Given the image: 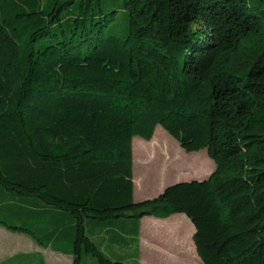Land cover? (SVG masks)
Masks as SVG:
<instances>
[{"label": "trees", "instance_id": "obj_1", "mask_svg": "<svg viewBox=\"0 0 264 264\" xmlns=\"http://www.w3.org/2000/svg\"><path fill=\"white\" fill-rule=\"evenodd\" d=\"M122 9L123 38L102 0H0V211L13 222L0 225L73 264H125L99 245L107 231L129 224L137 239L142 218L184 214L203 264H264V0ZM158 126L215 170L135 202L133 139L152 151ZM165 145L153 149L168 163Z\"/></svg>", "mask_w": 264, "mask_h": 264}, {"label": "crops", "instance_id": "obj_2", "mask_svg": "<svg viewBox=\"0 0 264 264\" xmlns=\"http://www.w3.org/2000/svg\"><path fill=\"white\" fill-rule=\"evenodd\" d=\"M135 143L139 144V148L146 150L148 159L155 154L153 147L159 145V141H153L150 145L152 151H148L146 147L147 142L139 140L137 137L133 139V158L135 160ZM156 144V145H155ZM161 144V143H160ZM164 148L166 145H162ZM158 147V146H157ZM162 152L164 149L160 146L157 149ZM142 149V150H143ZM213 172L203 171L202 175L197 174L196 176L203 181L208 179ZM208 174V175H203ZM134 176V201L142 202L148 199H153L158 197L163 191L169 187L164 186L162 189L158 187H151L147 191V195L141 196V190L143 187L141 185L140 177ZM195 177V176H194ZM179 183V182H178ZM176 184V183H175ZM121 226H113L112 228L120 229L119 235L114 231H107V236L102 238L99 245L111 258L120 260L125 264H130L131 260H134L136 264H163V261H175L177 264L179 262L189 263L191 261V256H198L196 246L194 243V237L196 234V229L189 218L184 214H176L167 219H157L154 217H144L136 225L138 228L137 239L130 238L125 235L121 230L125 227L126 229L130 227L129 224L119 223ZM181 226V228H180ZM110 228V229H112ZM183 230V231H182ZM2 236L4 234L0 233ZM28 237V236H27ZM30 238V237H29ZM33 240V239H32ZM12 241V240H11ZM34 241V240H33ZM35 242V241H34ZM134 243V246L131 243ZM39 245L37 242H35ZM15 247L20 245L19 250L22 253H17L15 256H10L8 259H0V264H17L14 259L21 257L27 264H73V256L68 252L58 251L52 247H43L42 253L39 252H28L27 245L25 241L15 240ZM60 254L63 257H69V259L56 257L54 254ZM199 257V256H198ZM47 261L49 263H47ZM191 263V262H190ZM94 264V262H93Z\"/></svg>", "mask_w": 264, "mask_h": 264}, {"label": "rangeland", "instance_id": "obj_3", "mask_svg": "<svg viewBox=\"0 0 264 264\" xmlns=\"http://www.w3.org/2000/svg\"><path fill=\"white\" fill-rule=\"evenodd\" d=\"M103 2V9L105 12H110L113 9H118L117 17L115 20V27L113 28L114 34L123 38L127 31V18L124 10L122 9L123 0H102ZM154 136H157L158 141L165 145L167 142L171 143L174 151L177 154L176 158H172L166 163L165 155L158 153L148 160L144 161L141 160L143 157L140 156V160H134L133 158V172L138 177H140L141 185L143 190H141V196L147 195V191L151 187H158L162 189L164 186H171L178 182H188L194 180H201L196 175L198 174L197 171L200 169H204L207 167L208 169L213 172L215 170V163L208 157L207 151L202 150L200 152L195 153H187L185 152L179 145V143L173 139L162 127L158 126ZM139 140H143L137 137ZM154 139V137H153ZM145 141V140H143ZM148 144L151 141H145ZM167 147V146H166ZM165 147V148H166ZM174 156V155H172ZM201 172V171H200ZM208 175V174H203ZM195 176V177H194ZM0 219L5 220L9 223H13L3 212L0 211ZM0 233L4 234L2 236L0 234V259H8L10 256H15L17 253H22L19 250L20 245L15 247V240H22L25 241V245H27L28 252H39L41 250L42 253H46L43 251V248L37 245L31 238L27 237L21 233H14L3 226L0 225ZM12 240V241H11ZM131 245L134 246V243L130 242ZM52 252V251H51ZM51 254H54L53 252ZM56 257L66 258L60 254H54ZM21 257H17L14 259V262L17 264H27L24 262ZM196 261L198 264H203L200 258L197 256ZM95 260L89 259L88 262L84 264H93ZM130 264H136L134 260L130 261ZM47 263H49L47 261ZM163 264H177L175 261H163ZM178 264H190L179 262Z\"/></svg>", "mask_w": 264, "mask_h": 264}]
</instances>
